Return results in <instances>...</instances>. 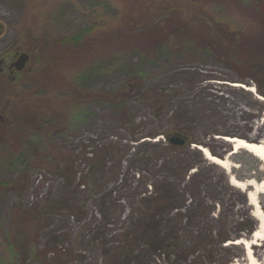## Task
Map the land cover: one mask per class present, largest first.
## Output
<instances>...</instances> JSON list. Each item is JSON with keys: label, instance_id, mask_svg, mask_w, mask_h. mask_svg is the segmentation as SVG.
Instances as JSON below:
<instances>
[{"label": "rangeland", "instance_id": "obj_1", "mask_svg": "<svg viewBox=\"0 0 264 264\" xmlns=\"http://www.w3.org/2000/svg\"><path fill=\"white\" fill-rule=\"evenodd\" d=\"M161 1L0 0V110L8 120L13 118L14 123L13 129L9 126V133L2 136L0 141V264H104L103 255L97 254V249L83 245L80 232L85 222H92L90 214H95L99 196L108 194L112 186L100 193L88 194L87 199L83 192L78 191L82 187H70L80 203H85L84 209L90 211L87 218L68 217V211L64 208L52 211L46 209L44 213H39L36 204L45 202L49 196L58 197L62 192L60 185L64 176L51 161H57L55 158L60 154V147L74 154L91 141L105 143L110 139L116 140V132H120V136L129 137L127 141L124 140L125 143L131 142L136 147H141L140 140L157 141L163 137V134H158L130 140L128 130L116 123L111 108L101 99L87 100L84 108L78 107L76 102L70 104L68 94L59 87L60 66L52 65V70L41 74L44 78H50L47 87H35L36 91L27 94L25 90L31 88L35 81L23 78L22 70L11 72L10 63L21 51H27L30 59L26 68L37 69L41 64L35 58L38 51L37 40L44 35L59 42L60 36L82 27L98 29L100 24L105 23L109 26L108 29L111 25L136 28L138 24L133 22L134 19L137 21L139 18L158 17L155 13ZM178 4L195 9L182 1ZM242 10L244 20L254 21L255 12L259 9L248 2ZM157 21L159 19L155 18V22ZM246 29L251 37L245 42L246 46L229 55H222L215 47L199 49L192 44L181 52L158 53L152 59L144 56L139 49L132 48L120 50L119 55L110 57L107 55V43L104 46V56L94 59L96 64L101 65V70L91 72L83 84L90 89L118 86L137 69L144 68L149 71L146 86L154 85L158 89L173 86L182 90L172 98L169 111L187 104L193 110L199 106L217 108L222 114L215 124L219 131L209 134L205 132L209 128L207 123L194 120L190 123L194 126L192 136L196 140L189 143V159L193 164L191 172H199L200 177L205 176L200 188L202 196L211 197L206 202V205H214L211 217L216 220L227 219L232 231L245 228V232L239 235L250 238L258 220L252 215L253 205L249 202L247 190L232 184L230 177L233 175L239 180L254 178L259 181L264 178V164L245 149L230 154L233 145L224 138L225 135L250 140L264 138V23L254 22L252 28L250 26ZM53 47L55 52L60 53V43ZM8 81H11L9 86L6 85ZM234 82L251 85L254 90L233 85ZM24 95H27L25 99L29 98L27 104L35 109V116H38L35 119L37 123L40 122L37 131H19L18 114H22L20 110L26 108V104L19 100ZM144 101L140 98V93L130 99L129 105L136 116L135 122L144 120L148 128H163L170 113L158 118ZM15 110H18V114ZM62 121L67 122L66 128L60 130ZM140 135L139 133L138 136ZM199 144L207 146L220 157L229 155L235 165L228 172L207 158ZM208 163L215 164L216 167L211 168ZM124 166V170L126 167L130 168V162L126 160ZM39 172L43 173L38 180ZM223 172L228 175L227 180L222 177ZM46 180L49 185L45 191L43 187ZM117 190L118 196L127 192L123 188ZM41 191L45 192L40 194ZM259 201L264 210V193L259 194ZM189 209L190 206L187 212ZM129 212L130 209L126 206L122 221L115 220L108 224V228H113L111 233L125 231L129 223ZM96 217L99 218L98 214ZM101 221L100 219L99 222ZM211 224L218 225L214 221L210 222V226ZM92 226L96 230L95 223ZM250 227V230L247 229ZM232 245L234 246L230 251L217 243L198 248L184 260V264H192L193 260L199 263L202 261V264H223L225 261L230 264L234 260L245 262L243 244L225 242L222 246ZM253 249L264 260V237L259 244H254ZM174 257L172 254L171 258ZM140 259H144L143 264L168 262L165 254L158 259L156 255L148 256V259L141 255Z\"/></svg>", "mask_w": 264, "mask_h": 264}, {"label": "trees", "instance_id": "obj_2", "mask_svg": "<svg viewBox=\"0 0 264 264\" xmlns=\"http://www.w3.org/2000/svg\"><path fill=\"white\" fill-rule=\"evenodd\" d=\"M139 1L136 0L137 3ZM179 1L189 6L191 4L195 9L185 8L178 4ZM248 2L259 9L255 12L254 21L244 20L241 15L244 11L242 8ZM155 14L158 16L155 18L159 19L157 22L155 18L148 17L137 21L134 19L133 22L138 24L136 28L111 25L108 29L109 26L104 23L98 29L78 28L73 33L60 36L59 42L44 35L37 40L35 58L41 62L39 68L25 66L22 69L23 78L35 81L31 88L25 90L27 94L36 91L35 87H47L50 78H44L41 74L52 70V65L60 66L59 87L68 94L70 104L76 102L78 107L84 108L87 100L101 99L111 108L116 123L128 130L130 140L163 134V140H140L141 147H136L131 142L125 143L129 137L116 132V140L110 139L105 143L91 141L74 154L60 147V154L55 158L57 161H51L64 176L60 185L62 192L58 197L49 196L45 202L36 204L39 213H44L46 209L52 211L64 208L68 211V217L87 218L90 211L84 209L85 203H80L70 187H82L78 191L83 192L87 199L88 194H97L112 186L108 194L99 196L95 214H90L92 222H85L80 232L83 245L97 249V254L103 255L104 264H134V260L135 264H143L141 255L146 259L156 255L158 259L162 254L167 256V264H184V260L196 249L210 244H220L221 248L230 251L234 245H222L240 238L239 234L245 232L242 227L230 230L227 219L216 220L211 217L214 205H206L207 199L211 197L202 196L200 188L205 176L200 177L199 172H191L193 164L189 159V143L196 140L192 136L194 126L190 123L193 120L207 123L209 128L205 132L209 134L219 131L215 124L222 114L217 108L199 106L193 110L187 104L169 111L172 98L182 90L173 86L159 89L154 85L146 86L149 71L144 68L137 69L118 86L110 88L90 89L83 83L91 72L101 70V65L96 64L95 60L104 56L107 43V55L110 57L119 55L120 50L132 48L139 49L148 58H154L158 53L181 52L192 44L199 49L215 47L222 55L239 52L238 49H244L245 42L251 38L246 28H252L254 22L264 23V0H162ZM59 43L60 53L55 52L53 47ZM10 84L11 81H8L6 85ZM137 93H140V98L145 100L144 104L154 116L160 118L170 113L163 128H148L144 120L135 122L136 116L129 102ZM26 96L19 100L26 104V108L20 110L22 114L15 110L20 117L18 129L22 132L37 131L40 122L35 121L38 116H35V109L27 104L29 98L25 99ZM1 116L0 141L9 133L11 126L13 129L14 124L13 118L8 120L2 112ZM66 123H60V130L66 128ZM173 135L182 137L185 143L171 142ZM126 160L130 162L131 170L129 167L124 170ZM83 165L87 166L81 168ZM209 166L216 167L215 164ZM221 174L227 180L226 172ZM122 188L127 192L118 196L117 189ZM126 206L130 212L125 231L111 233L113 228H108V224L115 220L122 221ZM211 221L218 225L210 226ZM172 254L175 256L173 259ZM193 261L192 264H202V261Z\"/></svg>", "mask_w": 264, "mask_h": 264}, {"label": "bare ground", "instance_id": "obj_3", "mask_svg": "<svg viewBox=\"0 0 264 264\" xmlns=\"http://www.w3.org/2000/svg\"><path fill=\"white\" fill-rule=\"evenodd\" d=\"M233 85H240L249 90H254L253 86L246 85L241 82H234ZM224 138L228 142L234 143V146L232 147L234 149L231 150L230 154L236 153L240 149H245L257 156L259 160L261 159L264 164V138H260L259 140H250L244 137L231 135H225ZM198 146L202 149L207 158H209L212 162L221 165L228 172L231 167L235 165V163H232L229 155L220 157L212 153V151L207 146L201 144H199ZM230 180L232 184L247 190V197L249 199V202L253 205L252 215H254L258 220L257 226L253 230V233L250 235V238L240 237L227 242L236 244L241 243L245 248L246 261L239 262L234 260L230 264H264V260L262 259V257L258 256L256 250L253 249L254 244H259L260 240L264 237V210L259 201V194L264 193V178L259 181L254 178L239 180V178L232 175L230 177ZM249 186L251 188H248Z\"/></svg>", "mask_w": 264, "mask_h": 264}, {"label": "water", "instance_id": "obj_4", "mask_svg": "<svg viewBox=\"0 0 264 264\" xmlns=\"http://www.w3.org/2000/svg\"><path fill=\"white\" fill-rule=\"evenodd\" d=\"M29 59H30V53H28L27 51H21L18 54L17 58L10 63L9 68L10 69L14 68L17 71H20L23 68H25ZM170 140H171V142H173L175 144L185 143L184 139L178 135L171 136ZM232 145L234 146V143H232ZM232 149H234V148H232ZM252 233H253V231H252Z\"/></svg>", "mask_w": 264, "mask_h": 264}, {"label": "built area", "instance_id": "obj_5", "mask_svg": "<svg viewBox=\"0 0 264 264\" xmlns=\"http://www.w3.org/2000/svg\"><path fill=\"white\" fill-rule=\"evenodd\" d=\"M40 173V177L38 178V180L42 177V173L41 172H39ZM37 180V181H38ZM46 183V184H45ZM45 186L43 187L44 189L43 190H45L46 191V188H47V186L49 185V181L48 180H46L45 181ZM45 191H41V193L40 194H42V193H44ZM34 196H32V198H33Z\"/></svg>", "mask_w": 264, "mask_h": 264}, {"label": "flooded vegetation", "instance_id": "obj_6", "mask_svg": "<svg viewBox=\"0 0 264 264\" xmlns=\"http://www.w3.org/2000/svg\"><path fill=\"white\" fill-rule=\"evenodd\" d=\"M9 70L12 72L13 70H16V69H14V68L10 69V68H9ZM0 119H2V116H1V110H0ZM0 129H1V123H0Z\"/></svg>", "mask_w": 264, "mask_h": 264}]
</instances>
